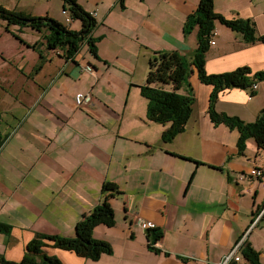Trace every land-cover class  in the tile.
<instances>
[{
  "label": "crops",
  "instance_id": "obj_1",
  "mask_svg": "<svg viewBox=\"0 0 264 264\" xmlns=\"http://www.w3.org/2000/svg\"><path fill=\"white\" fill-rule=\"evenodd\" d=\"M199 1L124 0L122 6L120 0H79L96 20L90 34L96 55L86 39L67 58L48 46L47 30L4 28L0 222L11 228L0 232V255L22 260L38 233L75 236L77 222L103 201V185L112 182L118 186L110 199L115 224H99L93 236L113 252L93 260L49 243L47 254L63 264H218L244 238L264 263V219L252 226L264 206V186L250 174L264 165V150L249 138L240 154L239 131L214 124L208 112L213 86L200 81L195 67L193 113L172 140L162 139L170 123L147 118L148 99L141 94L156 51L193 56L197 29L185 35L184 23ZM215 10L252 19L264 36V0H215ZM66 25L82 28L81 20ZM241 66L264 70V40L249 43L217 21L207 72ZM254 90L225 89L216 110L255 121L264 109V81ZM80 91L92 94L91 104L77 106ZM138 218L154 221L161 238L155 242Z\"/></svg>",
  "mask_w": 264,
  "mask_h": 264
},
{
  "label": "trees",
  "instance_id": "obj_2",
  "mask_svg": "<svg viewBox=\"0 0 264 264\" xmlns=\"http://www.w3.org/2000/svg\"><path fill=\"white\" fill-rule=\"evenodd\" d=\"M69 5L72 18L80 19L81 30L69 28L50 16H37L18 9H9L0 4V19L10 25L31 27L37 31L47 30L45 35L50 48H60L64 56L71 57L81 47L83 41L88 42L91 51L96 55L95 39L90 36L96 25L93 15L86 11L77 0H64ZM124 6V0H120ZM221 22L234 31L243 34L249 43L264 40V36L256 33L252 19L237 17L229 19L215 10V0H200L197 8L188 15L184 23L185 35L197 29L198 47L190 58L176 50H159L154 53L149 63V72L146 83L141 85V94L148 99L147 118L151 121L167 124L170 127L163 132L162 139L170 141L182 132L193 113L195 97L189 78L193 67L202 83L213 86L210 94L208 112L215 125L226 124L229 128L237 129L239 153H244L247 140L254 138L260 149L264 150V109L255 121H245L238 116L221 113L216 110V103L222 91L228 88H243L251 94L257 91L252 86L264 81V70L253 72L249 66H241L232 71L208 73L206 55L214 36L216 22ZM35 46V45H33ZM166 85H171L169 89ZM186 86L187 94L179 90ZM1 123V114H0ZM118 190L115 183L107 182L103 185L104 199L89 213L85 214L76 224V234L72 237L48 235L38 233L27 245L22 260H9L0 255V264H63L56 256L45 252L44 247L49 243L54 246L76 252L78 255L98 260L104 253H112V245L105 240L93 236L94 229L99 224L113 226L115 211L111 205V197ZM11 226L0 222V232H9ZM156 242L162 236L159 229L148 230ZM150 248L156 249L150 244ZM159 251V250H158ZM242 261H233V264H264L260 260V252L251 242L242 243Z\"/></svg>",
  "mask_w": 264,
  "mask_h": 264
},
{
  "label": "rangeland",
  "instance_id": "obj_3",
  "mask_svg": "<svg viewBox=\"0 0 264 264\" xmlns=\"http://www.w3.org/2000/svg\"><path fill=\"white\" fill-rule=\"evenodd\" d=\"M77 2L82 6L79 0H77ZM0 4L9 9H15L22 6V8L26 9L27 11L31 10V12H33L34 10L36 14H39L41 16H50L65 25L67 24L66 18H72V13L70 11L69 5L66 4L64 0H0ZM9 6H11V8ZM64 10H66L67 13H64ZM72 19L76 24L80 23V19ZM73 25L72 28H74ZM7 26L8 24L6 21L0 20V34L4 30V28H7ZM3 34L5 33L3 32ZM13 35L15 37H18L19 40H23L25 42V40L22 38L23 35L14 32ZM1 45H3V43L0 44V46ZM3 66L4 65H0V77L3 76V73L5 71Z\"/></svg>",
  "mask_w": 264,
  "mask_h": 264
},
{
  "label": "built area",
  "instance_id": "obj_4",
  "mask_svg": "<svg viewBox=\"0 0 264 264\" xmlns=\"http://www.w3.org/2000/svg\"><path fill=\"white\" fill-rule=\"evenodd\" d=\"M64 13H67L66 10H64ZM93 15V14H92ZM67 22L71 23L72 22V18L71 17H67L66 18ZM211 43H213V38L211 40ZM88 71L93 72V68L92 66L88 65L86 66V68ZM257 87V83H255L252 86V89ZM93 101V96L90 92H77L75 95V102L77 104L78 107H82L88 104H91ZM250 174L259 179L261 184L264 186V165H257L254 166L251 169ZM264 219V206L263 208L259 211L258 215L255 217L252 226H255L257 223H259L260 220ZM136 224L142 228L143 230H150V229H155L157 228V224L152 221V220H148V219H142V218H138L136 221ZM246 237V235H245ZM244 238H242L238 243H236L234 245V247L232 248V250L226 255V257L218 264H231L233 261H242L243 256L241 254V247H242V243L244 242Z\"/></svg>",
  "mask_w": 264,
  "mask_h": 264
}]
</instances>
